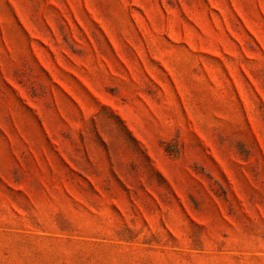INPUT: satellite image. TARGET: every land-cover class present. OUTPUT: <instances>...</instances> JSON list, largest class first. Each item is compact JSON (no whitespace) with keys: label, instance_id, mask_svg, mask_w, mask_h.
Here are the masks:
<instances>
[{"label":"rangeland","instance_id":"rangeland-1","mask_svg":"<svg viewBox=\"0 0 264 264\" xmlns=\"http://www.w3.org/2000/svg\"><path fill=\"white\" fill-rule=\"evenodd\" d=\"M0 264H264V0H0Z\"/></svg>","mask_w":264,"mask_h":264}]
</instances>
